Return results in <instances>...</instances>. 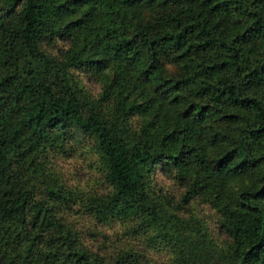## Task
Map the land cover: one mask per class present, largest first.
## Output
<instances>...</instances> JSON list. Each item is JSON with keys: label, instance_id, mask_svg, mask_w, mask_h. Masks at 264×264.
Here are the masks:
<instances>
[{"label": "trees", "instance_id": "1", "mask_svg": "<svg viewBox=\"0 0 264 264\" xmlns=\"http://www.w3.org/2000/svg\"><path fill=\"white\" fill-rule=\"evenodd\" d=\"M73 70L96 77L95 101ZM85 140L104 193L55 176ZM157 166L179 201L149 189ZM197 197L216 237L176 213ZM78 210L134 233L93 250ZM146 247L264 264V0H0V264H152Z\"/></svg>", "mask_w": 264, "mask_h": 264}, {"label": "rangeland", "instance_id": "2", "mask_svg": "<svg viewBox=\"0 0 264 264\" xmlns=\"http://www.w3.org/2000/svg\"><path fill=\"white\" fill-rule=\"evenodd\" d=\"M61 44L62 42L59 45L61 46ZM72 76L74 81H77L78 91L83 102L91 103L95 101L100 90L96 77L89 71L78 70H73ZM52 166L55 176L62 184L82 193L84 192L86 195L95 192L104 193L105 187L101 181L99 157L94 151L90 140H85L78 145L68 144L67 149L63 153L54 157ZM149 189L157 195H166L175 199V201H179L183 193V188L176 184L158 166L150 173ZM176 213L179 217L186 220L191 218L201 219L214 236L218 234V215L210 207L209 203L204 202L202 198L197 197L188 204H180ZM73 219L84 243L93 250H102L101 247L112 249L119 240L127 241L125 234L134 233L131 230L135 224L133 221L111 220L105 223H98L93 217L80 210L73 216ZM140 240L144 243L143 238H140ZM144 245L146 246V244ZM146 249L148 251L143 253V255L150 263L172 264V255L166 248L159 251L147 247ZM145 262L146 260L144 259L143 263L145 264Z\"/></svg>", "mask_w": 264, "mask_h": 264}]
</instances>
